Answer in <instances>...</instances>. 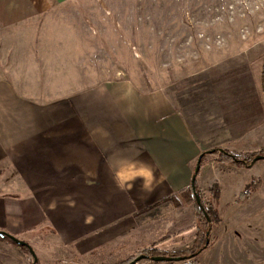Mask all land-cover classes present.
<instances>
[{"label": "crops", "instance_id": "0c3cea01", "mask_svg": "<svg viewBox=\"0 0 264 264\" xmlns=\"http://www.w3.org/2000/svg\"><path fill=\"white\" fill-rule=\"evenodd\" d=\"M86 1L0 0V170H18L29 191L27 198L0 194V230L27 239L39 264H81L111 249L112 257L131 253L149 239L194 226V205L164 206L157 219L137 215L191 186L204 152L264 147L254 141L264 136L255 100L243 104L237 98L253 90L251 78L247 85L240 76L203 93L196 92L202 73L196 72L186 78L188 93L182 94L176 91L179 81L146 92L131 79L97 75L92 82L79 48L85 40L100 45L94 16L112 13ZM257 85L260 92L261 81ZM131 161L152 167L154 191H142L140 180L130 190L119 189L114 174ZM236 169L211 155L200 168L201 190L219 185L218 207L225 191L236 200L246 185ZM224 237L212 228L211 245L198 256L201 264H209L217 250L226 263L223 251L237 244ZM10 261L28 263L21 248L0 240V264Z\"/></svg>", "mask_w": 264, "mask_h": 264}, {"label": "rangeland", "instance_id": "374dc122", "mask_svg": "<svg viewBox=\"0 0 264 264\" xmlns=\"http://www.w3.org/2000/svg\"><path fill=\"white\" fill-rule=\"evenodd\" d=\"M94 2H98L101 9L112 14L106 17L102 10L101 17L94 16L101 28L100 45L96 40H85V47L79 48L84 51L85 74L93 76L92 82L97 81V75L101 76L99 80H104L105 77L112 80L131 79L139 90L146 92L160 85L179 81L176 91L182 94L188 93L186 78L196 72H202L194 84L197 87L196 92L199 90L203 93L218 87L220 82L233 84L241 76L246 84L251 78L255 83L253 90L244 89L246 95L242 96L240 92L237 98L239 103L244 102L243 104H247L250 97V100H255L263 131L264 0H87L84 5L97 8L98 4ZM109 17L112 18L111 23L108 22ZM89 80L86 79V82ZM259 81L262 88L260 92L257 85ZM229 88L232 97V85ZM258 136H255L254 141L258 142L260 139L261 145L264 146L263 134ZM243 145L251 144L246 141ZM261 150H264V147L251 153ZM209 155L216 162H223L217 160V157L222 155L208 154L202 165ZM225 163L234 165L229 161ZM235 167L236 170H242L238 177L246 185L236 200L232 199L231 191L224 192L221 206L218 207L217 204L222 221L213 224L212 228L225 236L231 246L234 242L237 245L232 251H226L227 248L222 250L226 263H223L224 258L217 250L209 257V264H264V159H259L247 167ZM247 188L250 191L249 197L254 193L253 200L248 204L236 206L249 198H241L242 192ZM2 193H21L20 195L28 197L27 184L18 170H0V194ZM164 206L176 209L171 205H160L144 214L153 215L157 219L161 217L159 215H162V211L164 212ZM199 220L196 216V224L185 229H190L185 233H181L184 230L172 235L164 233L155 238L156 240L149 239L146 245L134 246L131 253H120L112 257L111 249L110 253L102 252L94 259L86 257L84 261L80 260L83 261L81 264H120L152 248H156L158 256L187 250L197 245L198 226L201 225L204 229L203 221ZM168 237L165 242H160ZM19 239L28 242L25 238ZM0 240L11 243L8 239ZM22 252L26 255L27 264H33L29 252L25 249H22ZM57 258L71 259L62 254H58ZM9 264L19 263L10 261Z\"/></svg>", "mask_w": 264, "mask_h": 264}, {"label": "trees", "instance_id": "16d2710c", "mask_svg": "<svg viewBox=\"0 0 264 264\" xmlns=\"http://www.w3.org/2000/svg\"><path fill=\"white\" fill-rule=\"evenodd\" d=\"M262 87H263V92H264V75L262 78ZM208 154H213V155H222L221 157H217V160L219 161H229L234 163V165L236 166H250L252 164H254V160L256 158L259 159H264V150H261L257 153H249L247 155H236L234 153H232L229 150L226 149H214L212 151L209 152H204L200 158H201V166L202 163L205 159V157ZM246 158V159H245ZM250 160V162H249ZM196 194L199 195V201L196 198ZM250 191L247 188L244 192H242L241 194V198L242 199H247L249 197ZM219 195H220V188L218 184H214L207 192H203V190H201L197 184V179L195 181V185L193 186V184H191V186L186 187L181 189L180 191H178L175 194H172L166 198H164L163 200H161L159 203H157L156 205L152 206V207H148L146 208L144 211L138 213L137 216L144 214L148 211H150L151 209L158 207L160 205H171L176 209H179L181 207H184L186 205H190L193 204L195 206L196 209V216L199 220V222L204 223V229H202L201 225L198 226L197 228V234L196 236L198 237V242L196 243V246H193L192 248H189L187 250L181 251V252H175V253H170V254H166L162 256H170L173 258H179V257H193L196 260V264H201L200 261L198 260V256L204 252L205 250H207L210 245L211 242L209 241L210 236H208V232H212V226L213 224H217L220 223L222 221L220 215H219V210L217 208V201L219 199ZM200 224V223H199ZM188 230H184L181 233H185ZM0 238H4V239H8L11 241L12 244L18 246L21 249H25L29 252L30 256L33 258L32 254L30 253V250L27 246H22V245H18L17 243H15L11 238H9L8 236L6 237H0ZM168 238H165L163 240H161L160 242H165L166 240H168ZM158 244V243H155ZM156 248H152L150 250L146 249L142 252H140L137 256L141 255V254H145L147 256H149L148 258L143 259L142 261H140L139 263H159V262H153L151 260L150 257L152 256H158V254L156 253ZM135 256V257H137ZM135 257H133L132 259L120 263V264H127L130 261H132ZM39 264V261L38 263Z\"/></svg>", "mask_w": 264, "mask_h": 264}, {"label": "clouds", "instance_id": "9594fccd", "mask_svg": "<svg viewBox=\"0 0 264 264\" xmlns=\"http://www.w3.org/2000/svg\"><path fill=\"white\" fill-rule=\"evenodd\" d=\"M114 179L120 190H130L137 180L141 181V190L154 191L156 176L152 167L145 161H131L126 166L117 170Z\"/></svg>", "mask_w": 264, "mask_h": 264}, {"label": "water", "instance_id": "95a60500", "mask_svg": "<svg viewBox=\"0 0 264 264\" xmlns=\"http://www.w3.org/2000/svg\"><path fill=\"white\" fill-rule=\"evenodd\" d=\"M257 160H258V158H256L254 160V162H256ZM200 168H201V158H199L198 159V162H197V166H196V169H195V174H194L193 180H192L193 186L195 185V181L197 179V176H198V173L200 171ZM196 198L199 201L200 198H199V195L198 194H196ZM6 236H8L9 238H11L18 245L27 246L29 248V250H30V253L33 256V264H37L38 263L37 254H36V252L33 250V248L31 247V245L28 242L23 241V240L15 237V236L9 234L6 231L0 230V237H6ZM208 236H210V232H208ZM209 241H210V239H209ZM148 257L149 256H147L145 254H141V255L137 256L136 258H134L132 261H130L127 264H138L140 261H142L143 259L148 258ZM150 258H151V260L153 262H164V261H170V260H180V259H184V258H186V256L179 257V258H173V257H170V256H152Z\"/></svg>", "mask_w": 264, "mask_h": 264}, {"label": "built area", "instance_id": "2783aa9c", "mask_svg": "<svg viewBox=\"0 0 264 264\" xmlns=\"http://www.w3.org/2000/svg\"><path fill=\"white\" fill-rule=\"evenodd\" d=\"M138 264H152V263H138ZM154 264H196V260L193 257H186L180 260H170Z\"/></svg>", "mask_w": 264, "mask_h": 264}]
</instances>
